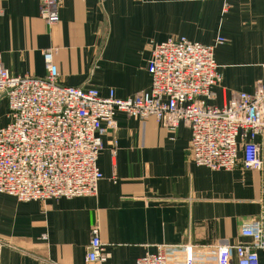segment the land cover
I'll list each match as a JSON object with an SVG mask.
<instances>
[{
    "label": "crops",
    "instance_id": "1",
    "mask_svg": "<svg viewBox=\"0 0 264 264\" xmlns=\"http://www.w3.org/2000/svg\"><path fill=\"white\" fill-rule=\"evenodd\" d=\"M38 5L0 0L1 60L12 76L44 78L42 52L52 49L61 85L126 100L149 88L151 45L179 37L224 39L214 50V106L253 92L264 73V0H63L51 26ZM115 119L117 130L102 138L95 196L21 203L0 194V264H99L86 261L93 227L104 264H135L158 246L172 248L168 264H219L220 248L251 244L240 229L264 203V148L261 171L214 172L192 162L184 126ZM8 121L0 96V128ZM226 264H237L233 250Z\"/></svg>",
    "mask_w": 264,
    "mask_h": 264
},
{
    "label": "built area",
    "instance_id": "2",
    "mask_svg": "<svg viewBox=\"0 0 264 264\" xmlns=\"http://www.w3.org/2000/svg\"><path fill=\"white\" fill-rule=\"evenodd\" d=\"M62 1L38 0L39 18L47 26L57 22ZM223 43L221 37L211 45L179 37L151 45L149 88L126 100L117 99L113 90L102 97L94 88L61 85L52 49L42 52L44 78L12 76L0 53V96L9 120L0 128V194L21 203L95 196L102 180L97 166L102 138L117 130L118 113L140 121L153 118L169 130L187 128L196 166L228 172L241 164L261 171L264 73L253 92H235L222 107L212 105L213 90L221 83L214 50ZM240 235L251 244L220 248L219 264L227 263L230 250L237 264H261L264 203L258 216L241 226ZM171 249L158 246L135 264H168ZM106 259L93 227L86 261L104 264Z\"/></svg>",
    "mask_w": 264,
    "mask_h": 264
}]
</instances>
